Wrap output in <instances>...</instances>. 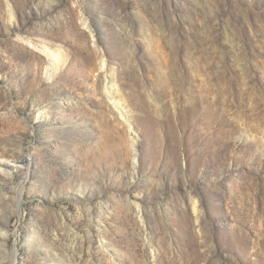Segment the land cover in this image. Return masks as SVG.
<instances>
[{
  "label": "rangeland",
  "instance_id": "obj_1",
  "mask_svg": "<svg viewBox=\"0 0 264 264\" xmlns=\"http://www.w3.org/2000/svg\"><path fill=\"white\" fill-rule=\"evenodd\" d=\"M0 156V264H264V0H0Z\"/></svg>",
  "mask_w": 264,
  "mask_h": 264
},
{
  "label": "bare ground",
  "instance_id": "obj_2",
  "mask_svg": "<svg viewBox=\"0 0 264 264\" xmlns=\"http://www.w3.org/2000/svg\"><path fill=\"white\" fill-rule=\"evenodd\" d=\"M45 51V53L47 54V55H51V56H53L51 53L49 54V50H44ZM102 64H104V63H102ZM121 112V111H120ZM118 113V115L122 118V119H124V121H126V118L123 116L124 114H121V113ZM117 113V112H116ZM10 162H12V160H8V159H6L5 157H1L0 156V172H3V173H5V174H7L9 171H11V169H13L14 167V165H12V164H10Z\"/></svg>",
  "mask_w": 264,
  "mask_h": 264
}]
</instances>
